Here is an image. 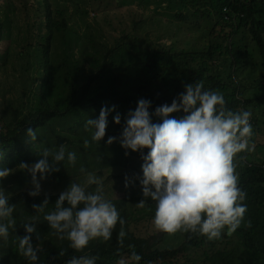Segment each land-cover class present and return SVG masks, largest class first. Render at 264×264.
I'll use <instances>...</instances> for the list:
<instances>
[{
  "label": "trees",
  "instance_id": "obj_1",
  "mask_svg": "<svg viewBox=\"0 0 264 264\" xmlns=\"http://www.w3.org/2000/svg\"><path fill=\"white\" fill-rule=\"evenodd\" d=\"M193 1L204 3L206 10L215 13L218 22L230 25L235 32L246 28L260 51L264 66V39L261 34L264 20L257 19L252 1ZM47 24L48 34L39 38L37 46L41 49L37 50V55L44 63L42 95L38 97L33 111L24 115L5 135H0V145L4 151V157H0V170L5 168L11 171L18 170L21 162L29 166L36 163L41 159L37 149L38 142H46L49 147L56 148L69 142L74 144V148L80 149L78 141L91 135L90 131L85 130L87 119H98L103 106L111 108L113 105L116 106V111L110 112L108 116V127L103 139L117 138L115 143L108 145V148L113 154L117 152L116 156L121 158L128 150L121 147L119 138L129 112L135 111L140 99L151 102L149 111L154 114L158 106L171 105L173 100H178L180 94L185 92L187 84L202 81L205 90L210 91L227 88L213 76L212 60L216 57L213 46L201 53H183L179 61L170 63L168 60L162 65L159 62L152 64L155 56H160L159 50L151 55H143L141 61H138L130 57L123 59L114 51L107 50L106 53L102 46H94L91 60L95 65L86 71L82 70L78 58L70 52L71 37L68 35V24L65 19L62 21L54 19L50 11ZM2 27L0 24V41ZM80 54L83 55L82 52ZM223 96L227 109L239 110L241 101L235 95ZM117 113L125 116L121 117L119 125L114 122ZM172 115L180 119L185 113L181 111ZM152 119L156 123L162 122L155 117ZM251 119L253 140L254 130L259 122L253 115ZM28 128L37 130L35 143L27 135ZM147 152L148 150L144 155H147ZM247 153L245 151L239 154L241 167L238 174L239 185L247 193L244 203L248 211L244 223L234 234L231 236L223 234L224 239L235 237L237 244L231 249L222 250L212 248L210 245L208 248L206 237L191 232L186 233L182 245L176 249L158 248L157 245L162 238L135 235L129 227L130 217L125 210L126 202L110 200L116 206L120 217L125 220L123 227L126 237L123 246L117 241V234L120 231L118 223L110 241L98 238L91 241L86 249L76 251L69 247L67 239H59L44 220L45 213L53 210L59 195L32 197L21 186L16 187L14 192L7 196L9 203L16 205L13 213L16 226L9 229L6 241L0 238V264H30L27 258L20 255L17 240V237L26 235L23 226L26 222L36 223L40 236V240L36 239L35 234L32 237L33 244H41L43 249L38 253L37 264H66L73 257L86 255L98 256L96 264H117L121 257H130L133 250L130 245L134 246L136 253L142 257L139 264H167L180 257L188 259L185 264H199L201 259L202 264H264V161L247 162L244 160ZM89 166L92 169L96 168V164L93 163ZM11 176L4 179L9 180ZM2 180L0 179V182ZM92 187L96 185H89L86 191L92 192ZM46 196L49 198V206L45 213L37 214L32 205H40ZM33 216L37 217L35 221L32 220ZM249 221L251 227L247 226ZM61 250L65 251V255H59Z\"/></svg>",
  "mask_w": 264,
  "mask_h": 264
},
{
  "label": "rangeland",
  "instance_id": "obj_2",
  "mask_svg": "<svg viewBox=\"0 0 264 264\" xmlns=\"http://www.w3.org/2000/svg\"><path fill=\"white\" fill-rule=\"evenodd\" d=\"M247 1H252L257 19L264 20V0ZM204 5L193 0H0V24L3 25L0 41V135H5L24 115L33 111L42 95L44 63L37 55V50H41L37 46L39 38L48 34L47 19L51 11L54 19L67 22L70 52L86 71L95 65L91 60L94 46H102L106 53L107 50L114 51L123 59L130 57L138 61L143 55L159 50L160 56H155L153 65L158 62L162 65L168 60L174 63L182 58L183 53H201L213 46L216 51L212 60L213 76L227 87L214 91L228 97L235 95L241 101L239 110L251 111L259 122L254 138L250 140L254 150L247 151L244 160L261 163L264 161L263 59L246 28L235 32L230 25L218 22L215 13L206 10ZM261 34L264 39V29ZM121 117L125 118L124 115ZM90 137L87 135L78 141L80 149L69 142L63 144L68 151L76 152V164L73 166L64 161L58 165L60 171L57 174L53 172L40 180V195H60L72 182L87 188L86 174L80 171L83 167L101 179L106 199L126 202L131 232L139 237L162 238L157 245L161 249H176L182 245L187 232L168 234L154 226V201L149 199L143 209L135 206L143 199L137 177H143L142 154L148 149L142 153L128 150L127 155L119 158L117 152L111 153L107 139H102L99 144L92 143L85 149L83 141ZM43 147L49 146L46 142H38L39 153ZM0 157H4L1 145ZM235 162L239 173V154ZM90 163L96 164V168L92 169ZM10 175L9 180L0 182V189L6 196L11 195L16 187L22 186L28 192L34 190L27 170H14ZM126 177L130 181L128 187L125 186ZM96 187L91 188L92 192ZM206 241L208 248L210 245L222 250L237 244L234 236L224 239L223 234L219 240ZM187 261V258L180 257L167 264H185ZM199 262L202 264V259Z\"/></svg>",
  "mask_w": 264,
  "mask_h": 264
},
{
  "label": "clouds",
  "instance_id": "obj_3",
  "mask_svg": "<svg viewBox=\"0 0 264 264\" xmlns=\"http://www.w3.org/2000/svg\"><path fill=\"white\" fill-rule=\"evenodd\" d=\"M222 93L205 90L202 81L185 85V92L171 105L163 104L150 113L151 102L138 101L135 111H130L119 138L121 147L132 152L148 149L142 154L143 177H137L142 186L143 199L135 206L143 209L148 200L155 202L153 224L157 230L175 234L179 231L191 232L206 237L209 241L219 240L222 234L231 236L244 223L248 211L247 193L239 185L236 171V157L245 151H253L250 144L253 135L252 113L248 110L232 111L226 108ZM116 106H103L99 118L87 119L85 130L91 132L90 139L85 138L83 146L88 149L92 143H100L108 127V116L115 112ZM183 111L185 115L176 119L172 114ZM160 121L154 123L152 116ZM116 124L121 123V116H114ZM27 135L33 143L37 139V130L27 129ZM116 137H109L112 145ZM126 155L128 152L126 151ZM42 157L29 166L21 162L19 168L31 174L33 189L29 195L41 194L40 180L46 179L53 172H59L58 165L67 161L75 165L77 154L61 145L58 149L43 147ZM86 184L96 185L94 192L86 191L85 186L72 182L69 188L60 193L53 210L45 213L49 206L46 196L40 204H33L34 211L45 213L44 220L59 239H67L69 247L82 251L89 243L98 238L110 241L117 224L120 231L117 241L123 246L126 232L125 220L120 217L116 206L104 196L102 181L95 174L87 172ZM11 174L10 169L0 170V179ZM39 176V178H38ZM130 181L126 177V187ZM16 205L10 204L3 189H0V238L7 240L9 229L15 228L13 218ZM36 216L32 220L35 221ZM36 223L26 222V235L17 237L20 255L30 264H37L41 244H33V234L40 236ZM251 227V222L247 224ZM129 258L121 257L117 264H139L142 257L134 246ZM60 256L65 255L61 250ZM98 256L73 257L66 264H96Z\"/></svg>",
  "mask_w": 264,
  "mask_h": 264
},
{
  "label": "built area",
  "instance_id": "obj_4",
  "mask_svg": "<svg viewBox=\"0 0 264 264\" xmlns=\"http://www.w3.org/2000/svg\"><path fill=\"white\" fill-rule=\"evenodd\" d=\"M250 122H252V119H251V121Z\"/></svg>",
  "mask_w": 264,
  "mask_h": 264
}]
</instances>
